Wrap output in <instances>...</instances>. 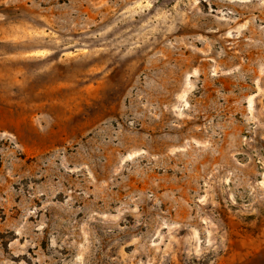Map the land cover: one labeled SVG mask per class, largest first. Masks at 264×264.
I'll return each mask as SVG.
<instances>
[{
  "label": "rangeland",
  "instance_id": "obj_1",
  "mask_svg": "<svg viewBox=\"0 0 264 264\" xmlns=\"http://www.w3.org/2000/svg\"><path fill=\"white\" fill-rule=\"evenodd\" d=\"M0 264H264V0H0Z\"/></svg>",
  "mask_w": 264,
  "mask_h": 264
}]
</instances>
